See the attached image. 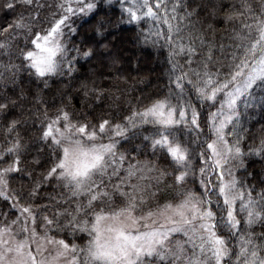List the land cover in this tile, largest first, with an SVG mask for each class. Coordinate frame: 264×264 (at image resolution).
<instances>
[{"label": "trees", "instance_id": "obj_1", "mask_svg": "<svg viewBox=\"0 0 264 264\" xmlns=\"http://www.w3.org/2000/svg\"><path fill=\"white\" fill-rule=\"evenodd\" d=\"M80 1L82 9L59 27L58 51L43 73L31 54L61 15L59 0H0V176L7 187L0 226L20 215L29 222L34 213L38 231L94 264L92 224L102 212L128 206L143 213L194 197L214 213L228 245L225 263L264 264V77L238 99L222 136L213 129L222 95L264 53V0ZM159 102L175 123L144 115ZM58 115L114 141L121 168L103 177L104 191L100 176L81 185L62 174L63 147L47 133ZM218 137L230 153L216 174L225 177V168L239 194L233 216L218 188L204 187L215 181L204 158Z\"/></svg>", "mask_w": 264, "mask_h": 264}, {"label": "rangeland", "instance_id": "obj_2", "mask_svg": "<svg viewBox=\"0 0 264 264\" xmlns=\"http://www.w3.org/2000/svg\"><path fill=\"white\" fill-rule=\"evenodd\" d=\"M83 6L80 0H59L61 15L36 42L32 52L39 72L48 71L59 46V27L65 16ZM264 77V53L254 62L242 80L235 83L222 95L214 112L213 129L222 136L224 128L235 114L238 99L259 79ZM194 115V111H192ZM146 117H154L164 125L175 123L176 116L164 103H157L146 111ZM183 112L181 117H185ZM66 118V117H65ZM63 116H55L47 125V133L63 147L61 171L81 185L99 177L103 191L107 185L103 177L111 178L120 172L121 159L116 154L114 141L105 140L85 126L76 127ZM102 134L109 133L108 124L99 128ZM221 137L214 139L208 148L211 156H205L208 180L205 188H218L224 204L233 216L239 194L234 190L235 181L225 170L230 149ZM177 159L185 154L179 146L164 141ZM224 166L225 177L217 175V166ZM0 192L6 193L5 181L0 176ZM218 182V183H216ZM210 207V206H209ZM202 205L198 198H186L179 203L166 204L158 209L136 213L125 206L112 213L102 212L92 224L93 238L90 258L94 264H138L147 257L163 260L172 257L174 264H228L226 239L216 230L211 220V207ZM223 216V215H222ZM29 222L23 215L0 226V264H87L80 257V249L38 231L34 213ZM90 262V260H89ZM248 264H262L254 259Z\"/></svg>", "mask_w": 264, "mask_h": 264}]
</instances>
